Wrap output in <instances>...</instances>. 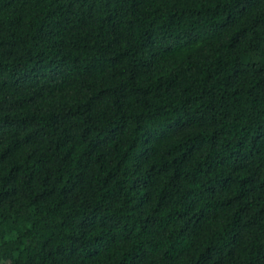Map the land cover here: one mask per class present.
<instances>
[{"label":"trees","instance_id":"16d2710c","mask_svg":"<svg viewBox=\"0 0 264 264\" xmlns=\"http://www.w3.org/2000/svg\"><path fill=\"white\" fill-rule=\"evenodd\" d=\"M0 264H264V0H0Z\"/></svg>","mask_w":264,"mask_h":264}]
</instances>
